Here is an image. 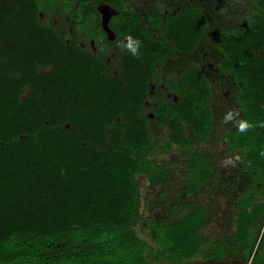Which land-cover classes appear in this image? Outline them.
<instances>
[{
    "label": "trees",
    "instance_id": "obj_1",
    "mask_svg": "<svg viewBox=\"0 0 264 264\" xmlns=\"http://www.w3.org/2000/svg\"><path fill=\"white\" fill-rule=\"evenodd\" d=\"M100 1L0 0V264H150L153 247L135 229L136 175L157 182L167 172L150 157L158 147L147 102L169 129L162 148L188 149L185 192L200 193L215 163L194 144L212 133L213 91L198 63L182 69L208 33L241 111L223 134L240 152L236 182L247 174L234 228L208 236L212 212L203 203L174 207L147 225L156 257L168 263L239 256L264 264V0L246 22L216 30L198 0L167 11L152 2L147 15L126 0H105L119 10L110 22L118 40L101 24ZM65 15L75 35L72 23L53 21ZM129 35L142 41L136 55L120 47ZM115 43L117 71L107 62ZM172 60L182 71L165 78L159 65L168 70Z\"/></svg>",
    "mask_w": 264,
    "mask_h": 264
},
{
    "label": "rangeland",
    "instance_id": "obj_2",
    "mask_svg": "<svg viewBox=\"0 0 264 264\" xmlns=\"http://www.w3.org/2000/svg\"><path fill=\"white\" fill-rule=\"evenodd\" d=\"M127 7L135 9L143 15L148 14L152 2L162 8L179 10L187 2L193 3L197 0H126ZM203 7L210 13V23L214 29L226 27L233 24L234 27L248 20V14L258 8L259 0H198ZM108 3V2H107ZM106 2L102 3L101 7ZM187 6V4H186ZM62 26L71 23L69 20L55 17L53 20ZM71 27V24L69 25ZM204 46H200L195 53L184 59L183 69L188 68L191 63H202L205 67L207 76L211 83L212 107L214 109L213 129L210 138L205 143H196L194 146L202 152H207L214 159L215 170L210 183L198 194H188L185 192L187 175V148H180L173 145L171 149L165 150L162 146L166 145L168 136V126L160 125L152 111L150 110L153 101L147 102V116L152 127V140L157 144V151L150 155L160 167L166 169L167 177L158 175L157 182H153L151 175L137 174L136 178L140 184V213L136 232L152 247V252H147L150 264H251L245 262L239 256L230 257L225 260L212 257H195L191 260L168 263L156 257L158 244L153 240L151 229L148 227V219L153 216H160L175 207L177 211H182L187 204L203 203L210 206L211 221L205 227V232L211 238L220 237L222 234H230L234 228L233 220L236 212L234 201L240 190L245 189L242 185L247 174L241 176L240 182H236V175L239 172L240 152L228 149V143L224 138V132L233 129L239 124L241 111L236 101L237 88L229 75L223 74L217 65L219 54L213 45L212 34L208 33L203 40ZM115 54L111 55L110 62L113 63V70H118V62ZM175 62L172 60L166 69L167 63L159 65V72L168 75L180 73L182 70L176 69ZM168 74V75H167ZM151 93L158 91L154 84H151ZM176 99L177 96H172ZM225 180V181H224Z\"/></svg>",
    "mask_w": 264,
    "mask_h": 264
},
{
    "label": "flooded vegetation",
    "instance_id": "obj_3",
    "mask_svg": "<svg viewBox=\"0 0 264 264\" xmlns=\"http://www.w3.org/2000/svg\"><path fill=\"white\" fill-rule=\"evenodd\" d=\"M104 2H108V1H105V0H101L100 2H98L96 8L98 9V11L101 13V24L103 26V28L105 29L106 33H107V36L109 37V39H112V40H116L117 39V35L116 33L114 32V30L111 28L110 26V22H111V19L113 18V16L117 15L119 13V10L114 8L109 2L107 4H104L109 6L111 10L109 11H105V9L103 7H101L102 3ZM167 8L169 7H164L165 11H167ZM65 18L66 20H71L69 16L65 15ZM104 18L108 19V27L109 29L107 30L105 25H103V20ZM71 27H69V32H71V34L75 35L76 34V30H75V21L74 20H71ZM118 40V39H117ZM126 41V39H125ZM81 45L83 46L84 45V42H81ZM90 46L93 48L94 51H97V46L95 45V42L94 40H90ZM119 48V44L118 43H115L112 45V50L110 52V54L107 56V62L109 63L110 61V58H111V55L112 54H115V52L118 50Z\"/></svg>",
    "mask_w": 264,
    "mask_h": 264
},
{
    "label": "clouds",
    "instance_id": "obj_4",
    "mask_svg": "<svg viewBox=\"0 0 264 264\" xmlns=\"http://www.w3.org/2000/svg\"><path fill=\"white\" fill-rule=\"evenodd\" d=\"M142 45V41L139 38H134L129 35L126 39V42H122L120 44L121 48H126L129 50L133 55H136ZM244 125V124H241ZM245 126V125H244ZM243 128V127H241Z\"/></svg>",
    "mask_w": 264,
    "mask_h": 264
},
{
    "label": "crops",
    "instance_id": "obj_5",
    "mask_svg": "<svg viewBox=\"0 0 264 264\" xmlns=\"http://www.w3.org/2000/svg\"><path fill=\"white\" fill-rule=\"evenodd\" d=\"M204 45H205V44H203V41H202L201 44H200V46L202 47V46H204ZM213 45H214L215 49L217 50L215 40H213ZM200 46H199L198 49H200ZM198 49H197V50H198ZM197 50H196V51H197ZM196 51H194L193 53H195ZM217 52H218V54H219V51H218V50H217ZM190 55H191V54H190ZM186 57H187V56H186ZM186 57H185V58H186ZM192 64H193V63H191L190 66H189L188 68H190V67L192 66ZM198 64L202 67L205 76L208 78L207 73H206V70H205V67L203 66V64H202V63H198ZM188 68H185V69H188ZM208 80H209V78H208ZM209 82H210V80H209ZM210 85H211V83H210ZM171 94H172V93H168L167 95L170 96ZM172 96H177V95H172ZM176 99H177V98H176ZM176 99H175V100H176Z\"/></svg>",
    "mask_w": 264,
    "mask_h": 264
},
{
    "label": "water",
    "instance_id": "obj_6",
    "mask_svg": "<svg viewBox=\"0 0 264 264\" xmlns=\"http://www.w3.org/2000/svg\"><path fill=\"white\" fill-rule=\"evenodd\" d=\"M103 25H105L107 30L109 29V27H108V19L104 18Z\"/></svg>",
    "mask_w": 264,
    "mask_h": 264
},
{
    "label": "bare ground",
    "instance_id": "obj_7",
    "mask_svg": "<svg viewBox=\"0 0 264 264\" xmlns=\"http://www.w3.org/2000/svg\"><path fill=\"white\" fill-rule=\"evenodd\" d=\"M103 8L105 9V11H109V10H111L110 7L107 6V5H105Z\"/></svg>",
    "mask_w": 264,
    "mask_h": 264
},
{
    "label": "snow or ice",
    "instance_id": "obj_8",
    "mask_svg": "<svg viewBox=\"0 0 264 264\" xmlns=\"http://www.w3.org/2000/svg\"><path fill=\"white\" fill-rule=\"evenodd\" d=\"M241 127H244V125H241Z\"/></svg>",
    "mask_w": 264,
    "mask_h": 264
}]
</instances>
